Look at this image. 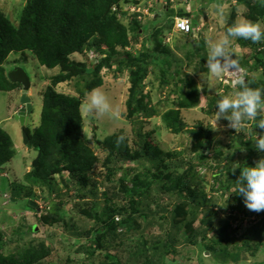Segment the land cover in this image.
I'll list each match as a JSON object with an SVG mask.
<instances>
[{
	"label": "rangeland",
	"instance_id": "rangeland-1",
	"mask_svg": "<svg viewBox=\"0 0 264 264\" xmlns=\"http://www.w3.org/2000/svg\"><path fill=\"white\" fill-rule=\"evenodd\" d=\"M24 2L25 0H0V6L5 10L8 17L14 23H17ZM151 2L152 0H125L121 4L122 11L129 14L122 17V21L128 24L130 35L133 32L132 26H134V23L129 19L130 14H133L136 18L140 14L141 19L139 21L145 23V26L150 25V27L138 37V44L136 43L135 46L124 49L119 48V53L115 55L111 68L102 67L100 70L103 84L97 88L102 89L109 97L114 110H118V118H95L83 112L80 105L83 118L82 131L84 138L89 139L88 137H91L88 144L94 156L98 159V162L93 166V170L99 173L105 170L102 162L107 150L98 144V140H102L110 134L122 132L126 139L124 142L128 143L130 148L139 151L141 140L144 139L145 135L150 134L153 143L158 146L163 154L160 155L162 166L169 165L181 172L189 166V160L192 162L194 172L192 183L205 193V199H202L199 204L198 201L201 198L198 195L195 198H188L187 205L177 206L173 201L176 196L171 194L168 197L172 200L169 201L168 205L164 203L163 206L161 204V206L157 205L155 211H153L152 204L145 205L146 201L151 202L149 200L152 197L146 199L143 194L135 195L133 202L137 203L136 210L153 211L147 217V221L142 217H137L136 221L139 228H130L127 233L124 229L122 235L114 239L112 244L115 246L109 249L98 247V245L92 248L90 244L93 237L87 232H92L99 224H96L93 218L80 214V208H90L91 211L97 210V207L91 208L90 203L93 201L101 202L106 197L102 192L110 193L112 191L109 188L111 184L130 187L132 184L129 175L135 172L128 174L121 183L116 176L111 181H107L101 175L98 176L96 192L91 191L89 186L82 192H77L74 187L67 188L63 186L61 176L55 174L54 178L60 186L59 193L66 199V206L71 213L65 217V222H60L55 227L47 224L36 225L37 230L35 231L36 216H39L40 212L34 213L32 210H28L23 213L18 209L25 200L24 192L28 190L30 184V182H26V176L32 169V162L37 156L35 151L28 148L26 142L28 135L39 123L42 106L41 92L49 83V77L60 72V69L59 67L47 68L40 65L29 51L11 52L4 62L5 69L8 71L15 66L23 68L29 77L30 87L25 92L22 89L0 90V127L11 138V147L15 152L12 158L0 168V236L2 235L0 239L7 241V251H18L17 242L18 244L28 245L29 241L36 243L39 240H44L53 248L52 252L42 260L46 264H102L104 262L118 264L119 260L122 262L121 264H174V259L177 257L174 255L180 252H184L179 258L182 264H197L196 260L199 253L205 256L198 258L200 264H260L264 262V231L258 236L257 227H253V224H256L258 220L262 222L264 211L259 213L251 211L249 214L236 212L234 215L230 212L232 214L230 215L227 203L228 200L231 201L232 197L237 195L230 193V191L239 179L241 168L247 166V164L254 165L264 155L255 147L250 152L247 147L241 145V142L247 141L249 144L252 143L253 146L257 133L261 134L264 131L258 132L259 128H255V123L249 121L246 122L247 131L236 134L233 129L227 128L228 122L225 119L217 122L219 131H213L209 128L214 126L215 123L216 101L220 98L218 93L229 94L234 89L232 85L220 82L223 73L220 78H216L209 72L205 57L208 51V42L210 39H217L226 33L227 21L230 20V16H233L232 24L237 19H247L245 17L247 7L238 0H197L201 4L200 6L203 7V16L200 19L203 26L202 32L196 31L182 36L170 31L171 34L166 35L169 37V41H166L165 48L160 47L157 49L159 51L164 49L168 52L164 54L168 58L166 62L161 61L159 63L161 67H164L163 70L167 74L166 78L161 77L159 66L154 62L149 67L148 75L139 85L142 92L141 96L148 94L151 104L155 105L157 109V113L150 119L139 113L138 118L134 119L136 121L131 123L124 116L127 111L126 100L130 87V71L127 69V59H120L122 52L127 50L131 56H137L149 45L147 36L152 29L164 23L168 24L170 21L172 24L173 15L176 14L175 8L177 5H170L174 12L171 11L168 15V10L162 12L164 9L162 0L161 2L160 0ZM217 6L224 8L223 16L218 14ZM147 7L149 10L146 13L143 9ZM153 9L154 11H152ZM156 10L160 15L155 19L153 16H155L154 12L157 13ZM205 12L206 14H204ZM196 13L199 14L200 11H196ZM191 14H194V10ZM210 17H218L219 20L215 22V19ZM247 20L264 25L263 18ZM160 40H163L162 35ZM240 40L243 39L233 41L230 52L241 58H248L251 64L253 59L250 57L256 51L250 44L241 45ZM257 48H259V45H257ZM159 56L162 57L163 54L161 53ZM70 58L86 62V64L87 61L96 62L94 51L90 52L88 50L85 53H73ZM193 70V73H188ZM169 73L173 74L174 77H169ZM248 76L251 80L258 81L261 76L260 70H249ZM203 77L207 78L214 87L209 88ZM91 78V73L75 75L71 79L59 83L56 89L63 93L77 95V90ZM189 78L195 82L198 102L192 108L179 109L184 122V130L180 133H173L163 123L161 115L166 110L174 107L173 102L178 96L183 95V93L185 95L187 90L192 89L187 86L186 79ZM245 81L247 80L245 79ZM198 84L204 85L202 91L197 89ZM22 94L29 97L33 111L29 113L28 119L25 121L26 131L21 128V124L14 117L17 108L21 106L19 102ZM86 96L82 98V102L86 99ZM211 103L213 108L209 111L208 106ZM261 115H264V113H261ZM141 134H144V137ZM194 134L201 137L208 135L210 140L205 149L207 154L202 159H194L195 150L191 146V139L195 136ZM215 155H218L220 159L217 160ZM157 161L154 162L157 163ZM237 164L241 168H235ZM147 165L150 166L151 175L163 169L162 166L158 165L153 168L151 161ZM137 169L142 171L140 168ZM231 171L233 173L229 178L228 174ZM63 175L64 179L69 178L67 172H63ZM119 175H122V173L119 172ZM12 184L23 185L21 194L15 199L11 194ZM157 184L158 186L162 185V182L157 180ZM32 189L36 192L38 198H35L36 201L33 200L43 207L45 204L40 199L42 190L37 186ZM155 190L157 189L152 187L151 193H155ZM116 201L120 206L126 205L121 199L116 198ZM158 201L161 202L162 199H158ZM104 206L101 205L98 210L104 208ZM193 209L197 211L189 215V210ZM131 211L132 208L128 207L124 214H131ZM171 211H173V214H171ZM118 216L120 220L123 217L121 214ZM209 217L211 218L210 222L203 221L204 219L208 220ZM65 224H68V227ZM223 228H226L224 239H222L221 233ZM203 229H207L204 237L201 235ZM124 237L131 241L129 243L131 246H128L131 249L128 252L122 251V246L118 245V241ZM229 237L230 239L227 241ZM10 239L13 240L10 242ZM246 239L251 240V246L257 240V249L246 248L244 246ZM194 241L207 246V249L209 248L208 253L197 249L198 245L192 243ZM163 244H167L169 247V254L162 250ZM188 248L190 249L188 250ZM91 249L92 254H90Z\"/></svg>",
	"mask_w": 264,
	"mask_h": 264
},
{
	"label": "trees",
	"instance_id": "trees-1",
	"mask_svg": "<svg viewBox=\"0 0 264 264\" xmlns=\"http://www.w3.org/2000/svg\"><path fill=\"white\" fill-rule=\"evenodd\" d=\"M124 1L25 0L20 9L17 23H14L0 6V90L11 91L21 89V84L8 79V71L4 67V62L11 52L29 51L40 65L47 68L59 67L60 69V72L49 77V83L41 92L42 106L39 123L33 128V131L27 138L26 145L28 148L37 154L40 153V156L36 166H32V169L26 176V182H30V184L28 190L24 192L25 200L19 206V211L24 213L27 210L36 211L38 209L37 204L34 206L31 204L33 199L37 198L36 192L32 188L37 186V188L42 190L40 199H42L41 201L45 205L41 208L39 216H36L37 222L34 226L47 224L48 226L55 227L60 222H65V217L71 213L66 206V199L59 193L60 186L54 178L55 174L61 176L62 184L67 188L74 187L77 192H82V190L89 186L91 191L96 192L98 176L101 175L107 181H111L116 176L121 183V181L126 179L125 177L128 174L135 172L129 175L132 184L130 187L111 184L112 187L110 186L109 188L112 191L110 193L106 191L102 192L106 197L102 201L100 200L101 202L93 201L90 203L91 208L97 207L99 209L101 205L104 206L105 204L104 208L95 211L89 210L90 208H80V214L93 218L95 223L99 224L95 230L87 232L93 237L90 244L92 248L95 245L104 249L115 246L112 244L114 239L122 235L121 233L124 229L127 233L130 228H139L136 221L137 217H142L147 221V217L155 211L157 205H168L169 201L172 200V198L168 197L171 194L176 196L174 197L175 199L173 198V201L177 206L187 205L188 198H195L198 195L201 198L198 201L199 204L202 199H205V193L192 183V179L194 178L192 162L189 160V166L181 172L169 165L162 166L160 157L162 153L158 149V146L153 143L150 134L145 135V137L144 134H141L144 139L139 144L140 152L135 148H130L128 143L126 144L124 141L119 144L117 143V137L122 135V132L113 133L102 140H98V144L107 150V154L102 162L105 170L101 173L93 170V166L98 162V159L89 147V139L84 138L82 131L83 118L80 112L82 98L91 90L103 84L100 70L102 67H112L115 55L119 53V48L124 49L129 46H135L136 43L138 44V37L150 27V25H146V27L145 23L143 24L136 16L130 14L129 19L134 23V26H132L133 32L130 35L128 24L122 21V17L129 15L126 14V11H122L121 4ZM238 1L244 3L247 7V11L245 12L247 19H264V0ZM171 11V9H168L169 14ZM179 15L189 16L185 12H181ZM232 20L233 16H230V20L227 21L228 27L232 24ZM171 25L169 22L152 29L147 36L149 45L137 56H131L127 50L122 52L120 59H127V69L130 71V87L126 100L127 111L124 116L131 123L136 121L134 119L138 118L139 113L143 114L147 119L154 117L157 113V109L155 105L151 104L148 94L146 93V95L141 96L142 92L139 89V85L148 75L149 67L154 62L159 66L161 77L163 79L166 78L167 74L163 70L164 67H161L159 63L161 61L166 62L168 58L164 54L168 52L164 49L160 51L157 49L160 47L165 48V29L168 30ZM161 35L163 36L162 41L160 40ZM240 43L241 45L250 44L254 47L256 52L250 57L253 59V62L250 64L248 58H241L236 54H233V59L237 60L238 65L246 70L245 79L250 87L264 88V42L256 44L251 41L240 40ZM257 45H259V48H257ZM86 50L95 52V63L87 61L86 64V62L70 58L71 54L85 53ZM161 53L163 54L162 57L159 56ZM249 70H260V79L258 81L251 80L248 76ZM90 73L92 74V78L77 90V95L63 93L56 89L59 83L71 79L75 75ZM168 76L174 77L171 73ZM186 82L187 86L192 89L187 90L185 95L183 93V95L178 96L173 102L174 107L166 110L161 115L163 123L173 133H180L184 130V122L180 116L179 109L192 108L198 102L195 82L190 78L186 79ZM212 108L213 105L211 103L208 106L209 111ZM21 126L26 131L25 124ZM263 131L259 129L258 132L261 133ZM194 135L191 139L192 149L195 150L194 159H202L207 154L205 149L210 140L208 135L202 137L198 134ZM241 145L247 147L250 152L254 149L252 143L249 144L247 141H242ZM11 146V138L0 127V168L14 155L15 152ZM218 155H215L217 160L220 159ZM155 160H158L157 163L154 162ZM150 161L151 165L153 164V168H155V165H158L162 166L163 169L151 175L150 166L147 165ZM137 168L142 169V171H139ZM63 172H67L69 178L64 179ZM119 172L122 175H119ZM232 173L233 171L229 172V178ZM157 180L161 181L162 185L158 186ZM22 187L23 185L21 184H12L11 194L14 199L15 197H19ZM152 187L157 189L155 193H151ZM142 194L146 199L152 197L149 200L151 202H145L146 206L152 204V212L149 210H136L137 203L133 202V199L135 195ZM116 198L121 199L126 205L120 206ZM158 199H162V201L160 202ZM239 199L243 200L241 196L236 195L232 197L231 201L228 200L227 202L229 211L233 215L237 212L233 208ZM128 207L132 208V213L125 215L124 212L127 211ZM196 211V209L189 210V215ZM231 213L230 215H232ZM240 213L249 214L251 211L246 207H242ZM119 214L123 216L120 221L115 219ZM171 214H173V211H171ZM210 219L209 217L208 220L204 219L203 221L210 222ZM262 219V222L258 220L256 224H253V227H257L256 232L258 236L264 231V216ZM65 225L68 227V224ZM119 227H122L121 231L118 230ZM206 231L207 229H203L201 232L202 237L206 235ZM221 233L222 239H224L226 228L221 229ZM229 239L230 237L227 241ZM250 239L244 241V246L256 250L258 247L257 240L251 246ZM12 240L10 239V242ZM129 243L131 241L125 237L118 241V245L122 246V251L127 252L131 249L128 247L131 246ZM192 243L198 245L197 249L208 253L207 250L209 248L207 249V246L201 245V242L194 241ZM7 244L6 240L0 239V264H46L42 260L53 250L44 240H39L36 243L29 241L28 245L24 243L18 244L17 242L19 250L14 252L6 250ZM162 250L166 254H169L170 249L167 244H163ZM92 252L91 249L90 254ZM183 253L180 252L174 255L177 256L174 259V264H182L179 258ZM199 257L205 256L199 253L196 260L197 264H200L198 262ZM121 263L119 260L118 264ZM102 264L113 263L104 262ZM260 264H264V262Z\"/></svg>",
	"mask_w": 264,
	"mask_h": 264
},
{
	"label": "clouds",
	"instance_id": "clouds-1",
	"mask_svg": "<svg viewBox=\"0 0 264 264\" xmlns=\"http://www.w3.org/2000/svg\"><path fill=\"white\" fill-rule=\"evenodd\" d=\"M165 1L167 2V0H162V5L164 6L162 12L168 9L173 10L172 7H170L171 4H174L175 6L179 3L186 2L187 0H177L175 3L167 2L166 4L164 3ZM217 12L219 15L223 16L225 10L223 7L217 6ZM154 14L156 13L154 12ZM175 17H186L190 20L188 16H180L179 13L174 14L172 19V25L170 26L171 28L165 30V42L169 41V37H167L166 35L170 31H172L173 33H179L180 35H188L196 31H198L199 33L202 32L200 28V23L198 24V26L191 20L190 22L192 30L189 33H182L175 30ZM197 27L199 29H196ZM237 39L251 41L252 43L256 44L264 42V25L259 22H253L244 18H240L237 19L229 27H227L226 33L223 36L217 39H210L208 42V51L205 57L207 61V68L212 74V76L220 78L222 73H226L230 70H235L238 68V66H240L238 65L237 60L233 59V53L230 52V49L233 45V41ZM193 72L194 70L188 73ZM245 74L246 70L244 74H241L234 79L232 84V87L234 89L233 92L229 94L218 93V95H220V98L216 101V113L214 116L215 123L214 126L209 127L213 131H219L217 122L221 119L227 120V128L233 129L236 134H239L242 131H247L246 122L249 121H253L255 123V128L264 130V115H261V113H264V88L250 87L245 81ZM203 78L207 82L209 88L214 87L208 81L207 78ZM203 87V84L197 85L198 90L202 91ZM22 91L25 92L26 90L22 89ZM23 95L28 98L27 102H21V97ZM21 97L19 102L21 106L17 108L16 112L14 113V117L15 114H17V112L19 111V109L22 108V113L19 115L18 118H15L19 121L21 125H23L28 119L29 113H32L33 111L32 105L29 101V97L25 94H22ZM24 103L29 104L28 109L26 107L27 104ZM81 110L89 115L94 116L95 118L107 117L108 119H116L119 115L118 110H114L113 105L109 100V97L100 88L93 89L87 94L86 99L81 103ZM88 138L91 139L90 136ZM124 139V135L118 136L117 143H122ZM253 146L260 153H264V133H257L253 142ZM237 167L241 168V166L238 164L235 168ZM230 193H235L243 198L242 207H246L248 210L257 213L264 211V155H262L261 158L254 165L247 164V166L241 168L239 179L236 181L235 186L232 188ZM35 201L33 200L32 203L35 205L37 204L38 209L32 212L38 213V211L40 212L42 207L39 206V204ZM115 219L120 221L119 216H116ZM118 230L121 231L122 227H119Z\"/></svg>",
	"mask_w": 264,
	"mask_h": 264
},
{
	"label": "water",
	"instance_id": "water-1",
	"mask_svg": "<svg viewBox=\"0 0 264 264\" xmlns=\"http://www.w3.org/2000/svg\"><path fill=\"white\" fill-rule=\"evenodd\" d=\"M162 14V12H160ZM7 77L10 81L12 82H17L19 84H21L22 86V89L23 90H28L29 87H30V80H29V77L27 75V73L25 72V70L19 66H16L14 68H12L11 70H9L7 72ZM28 101V98H26L24 95L21 97V102H27ZM24 104H27L26 107L27 109L29 108V104L28 103H24ZM22 108L19 109V111L17 112V114H15V117L18 118L19 115L22 113ZM22 117V116H21ZM21 117H20V120H21ZM40 156V153L37 154L36 158L33 160L32 162V166H36L37 162H38V158ZM31 204L34 206L35 204H33L31 202ZM242 204H243V201L242 200H238L236 201V205L234 207V209L236 211H240L241 210V207H242ZM37 229V226L35 225L34 227V230Z\"/></svg>",
	"mask_w": 264,
	"mask_h": 264
},
{
	"label": "built area",
	"instance_id": "built-area-1",
	"mask_svg": "<svg viewBox=\"0 0 264 264\" xmlns=\"http://www.w3.org/2000/svg\"><path fill=\"white\" fill-rule=\"evenodd\" d=\"M176 1L177 0H167L168 3H175ZM167 2L165 1L164 3L166 4ZM148 7L144 8L143 11L147 13L149 10ZM137 18L141 19L140 14L137 16ZM174 28L175 30L182 32V33H189L192 30L191 22L186 17H175ZM196 29H199V28L197 27ZM244 73H245V70L242 67L238 66V68L235 70H230L226 73H223L222 77L220 78V82L232 85L234 79Z\"/></svg>",
	"mask_w": 264,
	"mask_h": 264
},
{
	"label": "crops",
	"instance_id": "crops-1",
	"mask_svg": "<svg viewBox=\"0 0 264 264\" xmlns=\"http://www.w3.org/2000/svg\"><path fill=\"white\" fill-rule=\"evenodd\" d=\"M146 1V0H145ZM155 0H152V2H154ZM151 2V3H152ZM160 2H161V0H160ZM201 4L200 3H198L197 2V0H187L186 2H184V3H179L177 6H176V8H175V10H176V13H183V12H185V13H187L189 16V18H190V20L193 22V23H196L197 25L200 23V28H201V30H202V26H201V17L203 16L202 15V10H203V7L202 6H200ZM157 8V7H156ZM155 8V9H156ZM154 10V9H153ZM194 10V14H191L192 13V11ZM157 11V10H156ZM196 11H200V13L199 14H197L196 13ZM172 12H174V10H172ZM156 13V12H155ZM204 14H206V12L204 13ZM160 14L158 13V11H157V13L155 14V16H159ZM168 15H169V13H168ZM211 19H215V22H217L219 19H218V17H210ZM163 25H165V23L163 24ZM199 26V25H198ZM174 33H176V32H174ZM177 34H179V33H177ZM182 36H185V35H182ZM28 211V210H27ZM26 212V211H25Z\"/></svg>",
	"mask_w": 264,
	"mask_h": 264
},
{
	"label": "bare ground",
	"instance_id": "bare-ground-1",
	"mask_svg": "<svg viewBox=\"0 0 264 264\" xmlns=\"http://www.w3.org/2000/svg\"><path fill=\"white\" fill-rule=\"evenodd\" d=\"M238 201V200H237ZM236 205V204H235ZM235 207V206H234ZM234 209V208H233ZM242 209V208H241ZM235 210V209H234Z\"/></svg>",
	"mask_w": 264,
	"mask_h": 264
}]
</instances>
